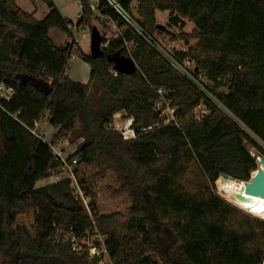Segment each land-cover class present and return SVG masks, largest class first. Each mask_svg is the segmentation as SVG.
Instances as JSON below:
<instances>
[{
    "label": "trees",
    "instance_id": "trees-1",
    "mask_svg": "<svg viewBox=\"0 0 264 264\" xmlns=\"http://www.w3.org/2000/svg\"><path fill=\"white\" fill-rule=\"evenodd\" d=\"M40 1L54 10L52 0ZM119 1L128 10L130 0ZM78 2L87 24L90 10L85 0ZM135 2L146 32L171 33L184 42L187 51L179 58H187L213 83L210 91L221 108L205 98L208 113L199 121L188 114L177 126L163 124L153 109L155 89L197 92L134 34L111 39L104 57L87 59L89 83L74 82L64 73L68 45L54 46L33 15L14 0H0V83L15 90L10 101L0 103V253L7 264H97L84 251L73 253L62 236L58 243L53 237L52 225L80 236L91 221L106 238L112 264L264 260V221L221 199L208 181L212 177L215 183L221 173L249 181L256 162L248 147L264 156L257 143L264 145V0ZM164 11L168 23L160 29L156 13ZM124 41L131 44L137 69L112 76L105 56L121 51ZM19 75L44 81L51 93L44 96L18 83ZM90 83L97 87L94 93ZM16 112L17 121L10 117ZM45 112L55 130L50 144L26 130ZM118 113L132 120L134 139L123 140L110 127ZM67 137L82 138L68 160L77 158V166L93 172L77 178L85 195H91L94 179L108 174L117 184L115 193L130 199L125 214L100 213L90 201L89 216L67 180L36 186L59 165L51 146ZM38 204L49 207L48 230L38 228L34 235L10 230L16 214Z\"/></svg>",
    "mask_w": 264,
    "mask_h": 264
},
{
    "label": "built area",
    "instance_id": "built-area-1",
    "mask_svg": "<svg viewBox=\"0 0 264 264\" xmlns=\"http://www.w3.org/2000/svg\"><path fill=\"white\" fill-rule=\"evenodd\" d=\"M36 2L37 0H31ZM86 6L90 10L91 17H95L101 24H104L110 30H113V34L104 38V43L100 44V48L105 49L108 42L111 39L122 38L124 33L127 31L130 34H134L140 37L155 53L159 55L167 64H169L176 72H178L187 82L189 88H192L197 92L198 98L201 100L198 107H202V113L189 111L182 118L184 119L188 114L193 116L194 121H199L201 117L208 113L209 106L205 102V98L209 101L216 104L217 107L221 108L220 105L215 101L211 89L213 88V83L207 78L203 77V74L197 72L194 69V65L187 58L180 59L179 55L187 51V46L183 41L176 38L171 33L162 32L149 34L141 26L142 21H140L136 14V2L135 0H130L128 10L124 9L119 0H93L87 1ZM111 10L114 12V15H111L107 12ZM85 19L81 14H78L76 21L72 22L70 20L66 21V30L67 33L71 36L70 42L67 43L69 47V56L68 59L73 58L71 54L74 46H78V37L75 36L79 31H83L85 25ZM102 38V37H101ZM131 44L124 41L123 49L121 54L125 57H130ZM67 59V61H68ZM132 60V59H131ZM66 61V66H67ZM64 68V73L66 70ZM112 76H117L119 73L111 69L110 71ZM220 91V90H217ZM175 90H165L163 88L155 89L156 99L153 103V109L158 113V115L163 119V124H173L177 126L182 120L177 116V107L170 105V100L173 97ZM15 90L11 86L4 85L0 83V103L8 102L14 96ZM202 102L204 105H202ZM46 113V112H45ZM44 113V114H45ZM18 112L10 115V117L17 121ZM118 117V120L111 121L110 127L121 135L123 140H131L135 138L134 131L131 129V119L121 118L120 114L114 115ZM44 117V115H43ZM41 117L39 120L33 122L31 128H26V130L37 139H42L40 133L38 132L39 122L42 120ZM115 119V118H114ZM58 143V142H57ZM56 143V144H57ZM55 145V144H54ZM54 145L51 146V151L54 159L58 161L59 165L57 169L50 172L45 178V184H55L61 181H69V187L71 189L72 195L75 200H78L88 213V196L85 195L82 187L79 185L77 180V164L78 159L74 158L70 161L67 158L62 157V151L57 145L54 148ZM257 157L255 158L256 162ZM240 182L239 184H242ZM91 227L84 231L80 236H75L71 232H64L59 230L57 227L52 225L54 229V239L55 243L59 242V237L62 236L64 241H68L70 244V249L73 253L80 254L81 252H86L88 261H97V264H112L109 258L107 247H106V238L103 236L97 229L95 223L91 221Z\"/></svg>",
    "mask_w": 264,
    "mask_h": 264
},
{
    "label": "rangeland",
    "instance_id": "rangeland-1",
    "mask_svg": "<svg viewBox=\"0 0 264 264\" xmlns=\"http://www.w3.org/2000/svg\"><path fill=\"white\" fill-rule=\"evenodd\" d=\"M25 1L30 3V0H25ZM87 1H93V0H87ZM36 3L39 4L41 2L39 0V2ZM47 9L49 10V12L47 10V13L41 17L43 18V20L40 21L42 23L41 32H45V31L49 32L50 30H52L53 32L51 33V37L53 38V40L60 42L66 41V43L64 44L66 45L67 43L70 42L73 33H71L70 36L66 32L67 30L66 27H64V25L66 26L67 20L75 22L77 15L81 14V6L79 2L74 0L63 6L57 4L54 10L49 8ZM168 16H169L168 12L166 11L157 12L156 13L157 23L164 27L168 23ZM83 28H84L83 31H79L75 35L78 37L79 44L78 46H74L72 49L71 54L73 55V58H70L67 61L65 75L74 82H77L82 85H86L89 83V73H90V65L87 59L90 58L89 43H90L91 30L92 28H96L101 37L110 36L111 34H113V30H110L104 24H101L97 19H95V17L89 18V22L85 24ZM191 29H192V25L187 23L184 31L189 32ZM171 32L176 33V30ZM130 35L131 34L127 31L124 33V37L126 39H128ZM191 44L193 43H190V45ZM90 88L91 91L94 93L97 87L94 86L93 83H90ZM199 101L201 100L198 98L196 94L192 92V90L183 88L180 90H175V93L170 100V105L177 107V116H179L182 119L185 116V114L189 111L202 113L201 111L202 107H198L200 105ZM202 105H204L203 102ZM118 114H120V117L122 119L123 118L130 119L127 118L122 113H118ZM113 120H118V117L113 116L112 121ZM76 127H78V124H76ZM38 132L42 137L41 140L44 143L50 144L52 136L55 133V130L48 123V116L46 113L44 114L42 120L39 122ZM81 142H82V138L70 141L69 137H67L59 141L57 144L55 143L54 148L58 145L60 147V150L62 151V157L67 158L75 151L78 144H80ZM257 143L264 151V145L258 141ZM248 148H249L248 149L249 154L252 158L255 159L257 156L261 155L256 151H254L252 148L250 147ZM76 171H77V178L79 180L84 179L87 175H92L93 173L91 170H89V168H84L82 166H77ZM251 177H252V173H251ZM211 178L208 179V181L210 183L212 190L216 195H218L223 200L226 199L225 200L226 202H228L230 205H232L242 213L250 217L264 221V219H262L264 218V215L259 216L252 214L240 208L237 204H235L228 197H226L224 193L218 188L217 183L211 181ZM216 178H220V177L218 176ZM231 181H234L238 184L241 182L233 179ZM43 185H46L44 180H41L36 184L37 187ZM116 187L117 184L108 174H104L102 177L99 178L97 177L89 185L91 195L88 196V200H87L88 203L90 201H93L97 207V210L100 213L108 214L113 212H119L121 214H125L130 205V199L124 193H115ZM49 227H50L49 207L47 205L38 204L34 208L27 209L23 212L16 214L12 219L10 230L15 231L17 229H23L28 231L31 235H34L38 228L42 229L43 231H46L48 230ZM64 232L65 231H63V233ZM0 264H7L6 258L2 255V253H0ZM262 264H264V260Z\"/></svg>",
    "mask_w": 264,
    "mask_h": 264
},
{
    "label": "water",
    "instance_id": "water-1",
    "mask_svg": "<svg viewBox=\"0 0 264 264\" xmlns=\"http://www.w3.org/2000/svg\"><path fill=\"white\" fill-rule=\"evenodd\" d=\"M160 29L163 26L159 25ZM101 36L96 28H92L89 43V56L91 59H100L104 57V53L100 48ZM105 59L107 63L112 65V69L117 73L129 76L136 71L134 62L129 58L121 54V51H117L113 54L106 55ZM16 81L20 84H28L33 89L48 96L51 93V88L47 83L42 80H36L27 75H19L15 77ZM257 168L254 175L249 181L239 184L238 187H234L232 195L236 201L245 204L246 206H252L254 203L253 198L264 199V156L259 155L256 159ZM219 177L223 180L230 179L226 174L221 173ZM232 180V179H230Z\"/></svg>",
    "mask_w": 264,
    "mask_h": 264
},
{
    "label": "crops",
    "instance_id": "crops-1",
    "mask_svg": "<svg viewBox=\"0 0 264 264\" xmlns=\"http://www.w3.org/2000/svg\"><path fill=\"white\" fill-rule=\"evenodd\" d=\"M72 1H74V0H52L55 7L57 6V4H60L63 6V5H66ZM76 1H78V0H76ZM36 2H39V0H37ZM36 2H33L30 0V3H29L25 0H14V3L17 6V8H19L23 12H26L28 14L33 15V17L36 20L41 21V20H43V18H41V17L47 13L48 9H47V6L43 2L40 1L41 3H39V4H37ZM40 9H41V12H40ZM48 12H49V10H48ZM52 32L53 31L50 30L47 33V36H48L49 40L53 43L54 46L64 45L66 43V41H63V42L54 41L53 38L51 37Z\"/></svg>",
    "mask_w": 264,
    "mask_h": 264
},
{
    "label": "bare ground",
    "instance_id": "bare-ground-1",
    "mask_svg": "<svg viewBox=\"0 0 264 264\" xmlns=\"http://www.w3.org/2000/svg\"><path fill=\"white\" fill-rule=\"evenodd\" d=\"M255 171L252 172V175H254ZM218 188L224 193L226 197H228L231 201H233L235 204H237L240 208L255 214L262 216L264 215V199L261 198H253L254 203L252 206H246L245 204L236 201V199L233 198V191L235 190L236 187H238V183L231 181L230 179L228 180H223L218 178L216 180ZM235 187V188H234Z\"/></svg>",
    "mask_w": 264,
    "mask_h": 264
}]
</instances>
